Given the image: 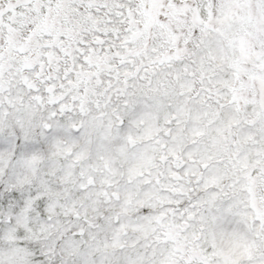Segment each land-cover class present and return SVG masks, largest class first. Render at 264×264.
<instances>
[{"label":"snow or ice","instance_id":"snow-or-ice-1","mask_svg":"<svg viewBox=\"0 0 264 264\" xmlns=\"http://www.w3.org/2000/svg\"><path fill=\"white\" fill-rule=\"evenodd\" d=\"M0 264H264V0H0Z\"/></svg>","mask_w":264,"mask_h":264}]
</instances>
